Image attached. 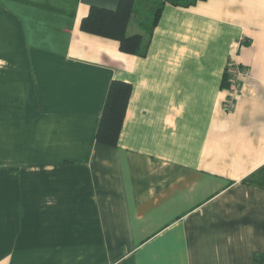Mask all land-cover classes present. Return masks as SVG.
<instances>
[{
	"label": "crops",
	"instance_id": "crops-1",
	"mask_svg": "<svg viewBox=\"0 0 264 264\" xmlns=\"http://www.w3.org/2000/svg\"><path fill=\"white\" fill-rule=\"evenodd\" d=\"M118 2L0 0V264H264V0L165 3L143 56L79 29Z\"/></svg>",
	"mask_w": 264,
	"mask_h": 264
},
{
	"label": "trees",
	"instance_id": "trees-1",
	"mask_svg": "<svg viewBox=\"0 0 264 264\" xmlns=\"http://www.w3.org/2000/svg\"><path fill=\"white\" fill-rule=\"evenodd\" d=\"M197 0H160L151 5L144 2L136 3L135 0H119L116 9L109 10L99 7H91L87 16L81 19L79 29L91 35L107 38L118 42L119 50L130 55L143 56L151 35V29L155 26L165 3L177 7H189ZM138 8V9H137ZM150 8V10H149ZM141 16L150 25L146 35H128L127 29L132 19ZM144 20V22L146 23ZM222 88L228 87L227 74L221 84ZM131 93V85L123 81H111L104 107L101 113L96 141L115 146L123 124L124 115Z\"/></svg>",
	"mask_w": 264,
	"mask_h": 264
},
{
	"label": "built area",
	"instance_id": "built-area-1",
	"mask_svg": "<svg viewBox=\"0 0 264 264\" xmlns=\"http://www.w3.org/2000/svg\"><path fill=\"white\" fill-rule=\"evenodd\" d=\"M231 73L234 75H240V72H238V70L236 69V67H231ZM232 99H230L229 101H226L224 106L226 107V109H231L232 107Z\"/></svg>",
	"mask_w": 264,
	"mask_h": 264
},
{
	"label": "rangeland",
	"instance_id": "rangeland-1",
	"mask_svg": "<svg viewBox=\"0 0 264 264\" xmlns=\"http://www.w3.org/2000/svg\"><path fill=\"white\" fill-rule=\"evenodd\" d=\"M138 9V8H137Z\"/></svg>",
	"mask_w": 264,
	"mask_h": 264
}]
</instances>
